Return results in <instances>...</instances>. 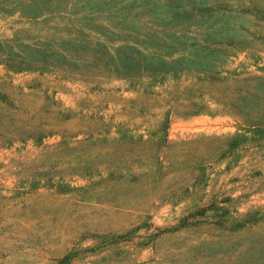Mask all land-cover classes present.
Here are the masks:
<instances>
[{
	"label": "rangeland",
	"instance_id": "obj_1",
	"mask_svg": "<svg viewBox=\"0 0 264 264\" xmlns=\"http://www.w3.org/2000/svg\"><path fill=\"white\" fill-rule=\"evenodd\" d=\"M0 264H264V0H0Z\"/></svg>",
	"mask_w": 264,
	"mask_h": 264
}]
</instances>
